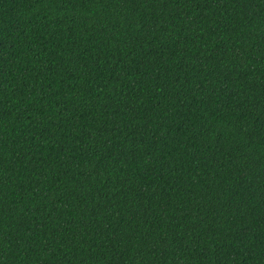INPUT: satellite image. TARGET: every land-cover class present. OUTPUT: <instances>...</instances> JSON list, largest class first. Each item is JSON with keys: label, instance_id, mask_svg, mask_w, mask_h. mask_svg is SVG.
Listing matches in <instances>:
<instances>
[{"label": "trees", "instance_id": "trees-1", "mask_svg": "<svg viewBox=\"0 0 264 264\" xmlns=\"http://www.w3.org/2000/svg\"><path fill=\"white\" fill-rule=\"evenodd\" d=\"M0 264H264V0H0Z\"/></svg>", "mask_w": 264, "mask_h": 264}]
</instances>
